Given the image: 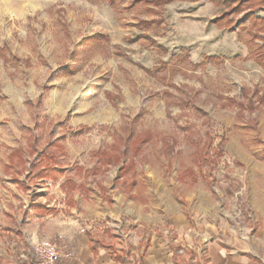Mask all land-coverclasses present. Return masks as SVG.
Instances as JSON below:
<instances>
[{
  "label": "rangeland",
  "instance_id": "374dc122",
  "mask_svg": "<svg viewBox=\"0 0 264 264\" xmlns=\"http://www.w3.org/2000/svg\"><path fill=\"white\" fill-rule=\"evenodd\" d=\"M233 4L0 0V248L66 216L264 252V26Z\"/></svg>",
  "mask_w": 264,
  "mask_h": 264
},
{
  "label": "crops",
  "instance_id": "0c3cea01",
  "mask_svg": "<svg viewBox=\"0 0 264 264\" xmlns=\"http://www.w3.org/2000/svg\"><path fill=\"white\" fill-rule=\"evenodd\" d=\"M37 213L44 216L48 210L38 208ZM61 217L52 227L43 224L44 219L32 221L29 228L32 239L7 242V247L0 248V264H36L33 244L42 238L58 243L61 264H187L183 263L186 255L178 254L168 233L113 235L96 228L97 222L86 224V230L82 231L84 223ZM186 227L182 223L181 232ZM212 245L210 264H264V252L259 255L255 251H228Z\"/></svg>",
  "mask_w": 264,
  "mask_h": 264
},
{
  "label": "trees",
  "instance_id": "16d2710c",
  "mask_svg": "<svg viewBox=\"0 0 264 264\" xmlns=\"http://www.w3.org/2000/svg\"><path fill=\"white\" fill-rule=\"evenodd\" d=\"M223 1L226 5H229L230 3H234L232 8H228L225 10L223 15L219 16L215 20L213 19L212 21L215 23V21H218V24L224 19V17H228L232 12H238L241 11L242 9H245V7L248 8L247 12H245V17L247 20H249L254 27L262 28L264 26V16H260L256 13L258 9L264 11V0H218V2ZM230 20V18H227V22ZM231 21V20H230ZM226 22V23H227ZM149 25V23H148ZM255 35H258L255 33ZM256 56V54H255ZM259 62L264 65V58H258Z\"/></svg>",
  "mask_w": 264,
  "mask_h": 264
},
{
  "label": "built area",
  "instance_id": "2783aa9c",
  "mask_svg": "<svg viewBox=\"0 0 264 264\" xmlns=\"http://www.w3.org/2000/svg\"><path fill=\"white\" fill-rule=\"evenodd\" d=\"M82 231L86 228L83 226ZM36 264H61V252L57 242L50 238H42L33 244Z\"/></svg>",
  "mask_w": 264,
  "mask_h": 264
}]
</instances>
